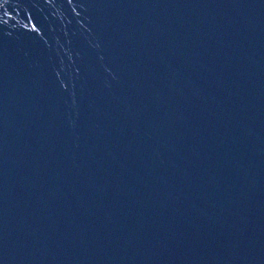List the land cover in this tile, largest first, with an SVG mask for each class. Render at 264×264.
I'll return each mask as SVG.
<instances>
[{
  "label": "water",
  "instance_id": "water-1",
  "mask_svg": "<svg viewBox=\"0 0 264 264\" xmlns=\"http://www.w3.org/2000/svg\"><path fill=\"white\" fill-rule=\"evenodd\" d=\"M0 264H264V0H0Z\"/></svg>",
  "mask_w": 264,
  "mask_h": 264
}]
</instances>
